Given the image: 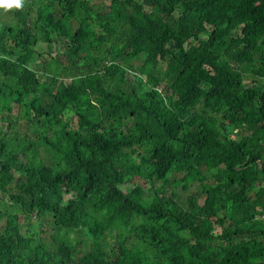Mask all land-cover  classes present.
I'll list each match as a JSON object with an SVG mask.
<instances>
[{
	"label": "trees",
	"instance_id": "1",
	"mask_svg": "<svg viewBox=\"0 0 264 264\" xmlns=\"http://www.w3.org/2000/svg\"><path fill=\"white\" fill-rule=\"evenodd\" d=\"M7 16L0 264H264V0ZM177 181L197 194L165 195ZM45 217L48 247L28 231Z\"/></svg>",
	"mask_w": 264,
	"mask_h": 264
},
{
	"label": "rangeland",
	"instance_id": "2",
	"mask_svg": "<svg viewBox=\"0 0 264 264\" xmlns=\"http://www.w3.org/2000/svg\"><path fill=\"white\" fill-rule=\"evenodd\" d=\"M0 13L1 15L5 16H11L13 13V10L5 12L3 9H0ZM7 16V17H8ZM239 35H243V32H241ZM60 51H55V55L59 54ZM40 78H42L39 75ZM138 95H142V90L138 91ZM21 127L19 126V129L22 130L23 128V123L20 124ZM1 131H5V127L3 126L2 128H0V135H1ZM131 182L133 184H137L143 187V183L141 180L137 179V178H132ZM183 183L180 181L175 182L174 184H172L170 187L166 188L164 190V194L168 195V196H173V197H183L185 200H187L191 195L193 194H197V185L196 184H192L189 186V188L186 191H182L181 190V185ZM199 196V194H198ZM199 203H201V198L199 196ZM28 231L30 232V234L32 235H36L40 240H42V242L44 243L45 246L48 247V244L52 243V237H54L55 239H58L59 236H61L60 233L55 232L52 229V226L50 224V220L48 217H45L44 219H32L30 222V226ZM70 239H73L75 237L74 234H68ZM106 241L110 244L112 242V240L110 238H107ZM0 257L5 258V253L0 251Z\"/></svg>",
	"mask_w": 264,
	"mask_h": 264
},
{
	"label": "clouds",
	"instance_id": "3",
	"mask_svg": "<svg viewBox=\"0 0 264 264\" xmlns=\"http://www.w3.org/2000/svg\"><path fill=\"white\" fill-rule=\"evenodd\" d=\"M25 0H0V9L5 12L11 10H22L24 7Z\"/></svg>",
	"mask_w": 264,
	"mask_h": 264
},
{
	"label": "crops",
	"instance_id": "4",
	"mask_svg": "<svg viewBox=\"0 0 264 264\" xmlns=\"http://www.w3.org/2000/svg\"><path fill=\"white\" fill-rule=\"evenodd\" d=\"M243 32V34L245 33V27L242 29L241 27H239V34ZM242 36V35H241Z\"/></svg>",
	"mask_w": 264,
	"mask_h": 264
}]
</instances>
